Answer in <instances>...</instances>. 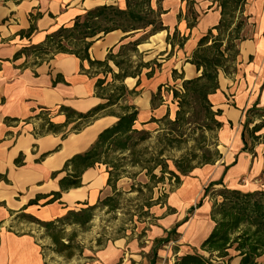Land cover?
<instances>
[{
  "label": "crops",
  "instance_id": "crops-1",
  "mask_svg": "<svg viewBox=\"0 0 264 264\" xmlns=\"http://www.w3.org/2000/svg\"><path fill=\"white\" fill-rule=\"evenodd\" d=\"M104 4L125 8V0H0V264H49L44 250L45 245L51 246V241L48 237H40L42 232L35 229L28 217L50 221L62 217L69 210L97 205L115 192H130L132 185L148 182L142 171L135 177L122 176L109 184L106 166L96 163L82 171L80 186L61 190L60 179L71 172L70 166L64 167L66 161L75 154L87 151L98 134L117 121L119 110L116 105L108 107L106 112L98 114L77 132L70 130L75 122L62 126L56 132L46 131L42 108L49 111L45 116L49 121L62 125L65 115L59 111L60 106L86 113L107 101L97 91V72L86 59L69 54H58L37 64L31 63L32 57L24 54L15 58V54L24 47L41 44L48 34L59 27L71 25L77 16ZM156 6L155 0L151 1V8L156 9ZM181 6L180 0L161 2L160 21L163 27L174 29L181 23L187 25L184 13L180 11ZM195 10L198 13L195 26L186 28L189 37L185 35L187 38L182 48L177 50L174 48L178 47L177 43L170 44L176 51L161 59L157 68L153 69L148 64L136 72V76L124 79L123 83L127 78L132 79L130 85H126L127 82L124 85L135 91L132 103L137 108L136 128L154 130L156 123L151 119L162 117L167 110L171 118L174 116L176 105L172 102L171 93L165 90L169 84L180 80L173 79V69L184 78L196 76L195 67L185 61L190 52L185 51L184 45L192 41L190 37L194 31L199 35H196L197 42L217 23L220 12L215 3L203 12L198 5ZM244 15L247 23L241 31L242 39L237 43V71L229 76L221 71L218 75L219 89L213 93L218 101L213 103L209 99L214 108L222 110L218 117L222 123L218 142L225 152L215 165L195 168L189 175L178 173L185 178L178 188L180 202L187 209L194 208L193 214L187 212L193 230L184 238L188 240L193 236V239H198V245L213 227L209 217L211 203L207 198L199 207L195 206L203 195L204 187L211 181L222 179L223 184L231 189L244 192L262 189L242 190L238 185L233 186L248 171L256 175L263 166L261 159L252 158L242 151L241 122L252 106L264 110V0L247 4ZM31 26L33 31L27 34ZM150 30L151 26L131 35L120 30L111 31L93 41L88 50L89 57L104 60L108 53H114L121 45L143 38L141 45L153 36ZM159 86L162 101L153 102ZM237 96H243V107L238 105ZM19 157L21 162L16 163ZM218 166H221L219 175L212 178ZM194 191L199 194L189 201L194 197ZM54 192H60V197L45 204ZM34 199H37V204L29 205ZM154 217L155 223L144 230L145 233H153V239L165 236L169 230L162 225L161 218ZM206 218L210 220V225L203 234L199 225ZM181 225L177 232H181L178 230ZM135 231L125 248L111 240L92 247L94 254L85 264H137L135 258L148 254L151 247L144 246L136 238L140 232Z\"/></svg>",
  "mask_w": 264,
  "mask_h": 264
},
{
  "label": "trees",
  "instance_id": "trees-1",
  "mask_svg": "<svg viewBox=\"0 0 264 264\" xmlns=\"http://www.w3.org/2000/svg\"><path fill=\"white\" fill-rule=\"evenodd\" d=\"M215 1L220 12L217 23L198 39L196 48L185 60L195 67L196 76L184 78L182 74L177 75L176 69L172 70L173 79L179 78L180 82L172 86L168 85L165 90L171 93L172 102L176 105L174 117L171 118L167 110L162 117L152 118L151 121L158 126L154 131L134 126L137 108L132 103V96L135 91L128 89L123 81L127 76H136L135 72L126 73L122 70L113 73L112 82L118 81L121 84L110 89L108 93H101V96L107 101L86 113H79L69 107L60 106L59 111L65 115V122L62 125H56L49 121L45 117L49 111L42 108L45 130L51 132L58 131L70 122H75L71 130L77 132L95 119L98 114L106 112L108 107L116 105L119 110L116 114L117 121L102 130L87 151L75 154L66 161L64 167L66 169L70 166L71 172L60 179L61 190L80 186L82 171L96 163L106 166L109 173V184H113L115 180L123 176L118 173L120 164L117 163V159L128 160L131 164L138 165L140 171L136 173L143 171L148 177V182L138 183L139 187L132 185L130 192L142 193L143 188L151 191L165 179H174V182L179 184V176L175 171L169 169L168 160L172 161V165L178 172L189 175L195 168L213 165L222 158L217 148L218 132L222 127L218 117L222 110L214 108L209 100V95L219 89L218 75L220 71L225 74L234 72V70L232 72L227 70V64L236 62L239 54L236 41L242 39L241 31L247 23V17L244 15L247 0ZM137 6L138 3H131V0H125L123 9L115 5L97 6L77 16L71 25L61 26L55 32L48 34L41 44L24 47L15 54V58L24 54L35 59H52L58 54H69L86 59L92 66L104 67L105 69L102 71L104 75L112 73L108 62L111 61L118 67L122 61H116V55H113L112 52L108 53L104 60H92L88 50L95 39L114 30L131 35L150 26L152 30L165 28L160 20L158 24V22L148 19L145 13L142 14L143 10L136 9ZM149 12L154 11L151 9ZM155 24L160 28H156ZM193 26H195V19L186 25L188 29ZM32 31L33 27L31 26L27 34ZM186 38L184 37L177 43L179 48H182ZM142 39L130 41L121 45V48L126 45L135 47L140 44ZM104 83L105 77H100L96 80L95 85L102 91L100 87ZM161 98V86H159L157 93L153 96V102L155 100L162 101ZM255 110L263 112L254 106L249 108L245 112L241 131L242 151L253 155L255 152L250 148L247 132H249L250 138H254V133L264 127V121L261 123L251 121L250 115ZM108 112L112 113L113 111ZM251 124L252 126L249 127ZM152 133H155V136ZM152 137L156 140L153 152L149 158L144 159L142 156L148 147L142 151H137L136 148ZM209 138L212 140L211 143L208 142ZM188 140L195 142L192 146L193 150L183 154L179 159H173L169 154L171 149H179L181 144ZM212 147L215 149L213 152L210 151ZM196 150L201 153H197ZM114 153L118 154L117 156L125 153L129 155L113 158L112 154ZM194 160H197V163L193 164ZM15 162L20 163L21 158H17ZM118 193L115 192L114 195ZM51 195L45 204L58 199L60 192H54ZM113 196L106 197L97 205L69 210L62 217L50 221L30 218L35 219L36 223L46 229L47 235L57 246L56 252L62 253L66 249L71 250L75 246L79 247L75 243L77 231L73 230L68 235L66 226H78L84 229L90 223L94 210L100 205L105 207L110 205ZM205 198L212 200L209 217L213 222V227L200 243V252L185 253L179 256L174 264H233L234 259H237L236 264H264V261H259L264 256V190L244 192L239 189H231L223 184L222 179H219L211 181L203 188V195L195 206L199 207ZM158 200L148 203L147 207L150 208L156 204H160L161 207L166 205L165 201ZM28 204H37V199L31 200ZM193 211L194 208H189L187 212L191 215ZM188 219L189 216L186 215L181 221L176 222L167 232V236L157 239V243L170 241L172 234L178 236L177 228ZM175 240L176 238L172 241ZM156 244L153 246L152 254L155 253Z\"/></svg>",
  "mask_w": 264,
  "mask_h": 264
},
{
  "label": "rangeland",
  "instance_id": "rangeland-1",
  "mask_svg": "<svg viewBox=\"0 0 264 264\" xmlns=\"http://www.w3.org/2000/svg\"><path fill=\"white\" fill-rule=\"evenodd\" d=\"M151 1L153 0H131V3L137 2L138 6L136 9L139 10L140 8L141 10H143L142 14L145 13L148 16L147 17L148 19H152L155 22H158L159 24L160 14L162 12L161 2L163 0H155V2L157 3L156 9L151 8ZM180 1L182 2L180 11L184 13V16L186 18L185 21L186 24L189 22H193L194 19L196 20V16L198 14L195 10L196 5L199 6L201 12H203V10H208L209 7L214 3L217 6V2L215 0H180ZM253 1L254 0H247L246 5L252 4ZM110 5H115V4H110ZM151 9L154 12H149V10ZM156 26H157L156 28H160L159 25ZM186 28L187 27L184 26L183 23L179 24L177 28L174 29L172 28L169 29L168 27H165L162 30H157V29L152 30L151 28L150 33H152L153 36L147 42H143L141 43V45L139 44L135 47H131L129 45H126V47L124 48L119 47L112 54L116 55L115 58L116 61L119 62L122 61V62L118 67H116L111 61L108 62V65L111 68L112 73H107L104 75V73H102V71L105 69L104 67L94 66L95 68L94 72H97L95 77H97V79L100 77H105V83L102 85V87H100L102 88V91L99 88L97 91H99V93L102 94L108 93L110 89L119 86L121 84L118 81L112 82L113 73L116 72L118 73L121 72L122 70L126 73L127 72L136 73L141 71V68L143 66H147L148 64H151L153 66V69L157 68L160 64L161 59H165L169 55L173 54V52L176 51L175 49L179 50V46L174 47L175 48L174 49L173 46L170 44L172 43L176 44L179 41L183 40L184 37L186 36L189 37V33L187 34ZM196 35L197 34L194 31L190 39L193 40L194 37H196ZM237 43L238 41H236V44ZM188 44L184 45V49L186 52H190L189 54L191 55L192 51L197 46V42L190 50L188 48ZM32 59L33 60L31 61V63L37 64L43 62L46 58L45 59L32 58ZM227 70L231 72L232 70H234V72L230 74H226L227 76L235 73L237 71V61L234 62L233 64L231 63L227 64ZM179 82L180 80H178L176 83ZM124 83L126 84V82ZM174 84H169V86H172ZM126 85H130V83L127 82ZM165 89L167 88L165 87ZM250 116H251V121H253L254 123H261L262 121H264V110L263 112H258L255 110L251 113ZM244 119H245V115L241 123L244 122ZM251 126L252 124L249 127ZM157 127L158 126L156 124L155 129ZM154 130H149V131H154ZM152 134L155 136V133ZM254 136H255L254 138H250L249 132H247V138L248 141L250 142V148L255 152V155L251 153L249 154L252 158L256 156L258 159H261L263 166L260 173L253 175L252 172L248 171L247 174L241 176L238 179L236 185H233L234 187L238 185L242 190H247V189L252 190L258 188L259 189L262 188L264 190V127L256 131L254 133ZM155 142H156L155 138L152 137L146 142L140 144L136 149L137 151L138 150L142 151L145 149V147H148L147 151L143 153L144 155L142 157L144 159L149 158L151 156V153L153 152V147L155 145ZM208 142L211 143L212 140L209 138ZM194 143L195 142H193L192 140H188L185 143L181 144L179 149H171L169 154L173 159H179L183 154L185 155L186 153H189L191 149L193 150L192 146L194 145ZM217 148L221 153V155L223 152H225V149L219 146V142ZM214 150H215L214 147L210 149L211 152H213ZM197 153H201V152L197 151ZM117 155L118 154L114 153L112 154V157L113 158L114 157L118 158L123 156L125 157L128 156L129 154L125 153L122 155L120 154L119 156ZM221 159L217 162H220ZM117 161H118L117 163L120 164L118 167L119 168L118 173H120L123 176L135 177L138 174L136 172L140 171L138 165H133L128 160L117 159ZM192 163L193 164L197 163V160L192 161ZM168 167L169 169L175 171V173L180 174V172H178L172 165L171 160H168ZM156 172L158 173V169L156 170ZM182 176L183 175L179 176L180 179L179 184H176L174 182V179L172 180L165 179L162 183H159L151 191H149L146 188H143L142 193H139L137 191L119 192L117 195L113 196V201L110 203V205L106 207L100 205L98 208L94 210L93 217L90 223L84 229H81L78 226L67 225L66 233L68 235L73 230L77 231V238L75 240V243L78 244L79 247L75 246L71 250L66 249L62 253L56 252L57 246L53 244L51 238L47 235L46 229L41 224L36 223L35 219L33 220L30 217L29 219L27 218L26 219L33 223L35 229H38L39 231L42 232L40 237H48L50 239L51 246L45 245L46 249L44 250L45 257L49 264H85L92 258V255L94 254V249H92V247L104 245L108 242V240H111L112 242H116L117 244L125 248L127 242L131 240V237H133L134 230L140 232V234H137L136 238H138V240L140 239L141 243L144 246L146 245L151 247L147 252L148 254H143L140 256V258L138 257L135 258L136 261H138L137 264H174L179 256L186 253L185 251H189L190 253H193L195 251L200 252L199 245L197 243L198 239L196 240L193 239V236L189 237L188 240L185 239L186 235L193 230V226L190 220L184 222L181 225V227L178 229L179 231H181L178 232L179 235L177 236L176 234H172L171 240L168 242L157 243V239H163L167 236V234L165 236H158L153 239L152 237L154 234L147 232L145 233L144 230H148L150 228L149 225L155 223L154 215H156L158 218H161L162 220L160 221L162 225L167 226L169 230L176 222L181 221L184 218V216L187 215L188 209L185 205H183L180 202L179 192H178V188L181 186V184L184 181L182 179H185L182 178ZM135 187H139V184H137V186ZM157 199H159L158 201L160 200L165 201L166 205L164 207H161L160 204H156L151 206L150 208L147 207L148 203H153V201ZM206 200H208L212 204L211 199L207 198ZM167 206H169V208H167ZM165 216H167L166 219L164 218ZM202 220L204 222H202L199 226L201 227L202 230L201 233L204 234L210 225V220L208 218ZM143 223L145 224L143 225ZM125 236H128V238L126 239ZM141 236L144 237L142 238ZM174 238H176V240L172 241ZM64 241L66 242L65 239ZM145 241H148V243H145ZM155 244H156L155 253L152 254V249ZM194 245L195 247H193ZM259 261H264V256L261 257ZM232 263L236 264L237 259H234Z\"/></svg>",
  "mask_w": 264,
  "mask_h": 264
},
{
  "label": "bare ground",
  "instance_id": "bare-ground-1",
  "mask_svg": "<svg viewBox=\"0 0 264 264\" xmlns=\"http://www.w3.org/2000/svg\"><path fill=\"white\" fill-rule=\"evenodd\" d=\"M196 39H197V37H196L194 40H192V41L189 42V44H188V48H189V49L192 48V47L195 45ZM126 82L131 83V82H132V79H131V78H127V79H126ZM209 99H210L213 103H216V102L218 101V99H217V95H216V94H210V95H209ZM236 99H237V103H238V105L241 106V107H243V106H244L243 96H237ZM220 170H221V166H218L217 169L215 170V172L213 173L212 178H216V177H218V175H219V171H220ZM198 194H199L198 191H194V192H193L194 197L189 198V201H192V200H194L195 198H197Z\"/></svg>",
  "mask_w": 264,
  "mask_h": 264
}]
</instances>
